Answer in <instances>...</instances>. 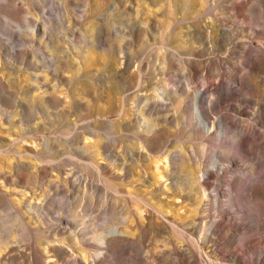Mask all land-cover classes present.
I'll use <instances>...</instances> for the list:
<instances>
[{"label": "rangeland", "instance_id": "1", "mask_svg": "<svg viewBox=\"0 0 264 264\" xmlns=\"http://www.w3.org/2000/svg\"><path fill=\"white\" fill-rule=\"evenodd\" d=\"M234 1H245L240 16ZM206 23L226 33L199 35ZM0 50V264H48L52 243L73 254L54 264H264V70L253 64L264 52L263 0H0ZM32 72L46 74L50 102ZM153 89L169 92V107L143 111L161 128L159 145L204 150L201 168L216 158L232 165L210 179L220 216L215 201L199 205L219 223L208 244L202 221V230L188 225L199 202L183 185L187 163L156 166L130 155ZM198 91L203 108L212 102L210 121L224 118L228 150L219 129L199 133ZM251 123L262 135L239 139ZM90 144L99 155L86 151ZM134 209L150 213L151 223L135 228L133 243L105 251L95 235ZM164 216L185 241L167 239Z\"/></svg>", "mask_w": 264, "mask_h": 264}, {"label": "bare ground", "instance_id": "2", "mask_svg": "<svg viewBox=\"0 0 264 264\" xmlns=\"http://www.w3.org/2000/svg\"><path fill=\"white\" fill-rule=\"evenodd\" d=\"M244 7H245V1H242L240 3L234 1L231 5V9H232L234 15H237V16H240V13L243 11ZM29 22L31 24V28L35 29V33L32 29V33L30 34V37L36 39L35 37L38 35L36 25L32 21H29ZM204 27H205V30L204 29L198 30L197 33L201 36H207L209 39H211L210 35L213 33H218V37H220V36L223 37L224 34L226 33L223 29H221V28L219 29V28H217V26H214V25H208L207 23H206V26H204ZM84 43L87 44L86 41ZM58 49L60 50V48H58ZM0 56L3 57L1 52H0ZM49 57L54 59L56 62H57V60L63 59L61 57L52 56L50 54H49ZM253 64L258 71L264 70V52L263 51L257 52V55L253 57ZM50 73L52 74L51 71H50ZM43 75L40 72L30 73V77L33 78L34 80L42 79V78L44 79L45 84H43L42 86H46L47 89H45L43 91L44 95L41 96V100H42V102H50L52 97L55 95L52 92H51V94H49V92H48L49 87L47 86L48 79L46 77V74L44 76ZM140 86H141V83L139 82V84H138L139 90L138 91L141 90ZM168 93L169 92H166L165 90L158 91V90L153 89V94L146 98V102H145L143 108H141L139 110V114L141 115V117H143V111H145V110L149 114H152L153 111L158 110L159 106L160 107H166V108L169 107L170 102H168L169 101V98H168L169 94ZM202 99H203V93L202 92L198 91V92L194 93L193 101H194V106H195L196 118L201 123V125L199 127V133L205 134L206 136L215 135V131L217 129H219L220 133H221L220 140L226 146L225 147L226 150H228L229 145L225 141L226 139L224 137L225 133L227 132V127L224 124V122H225L224 118L220 117L218 119L210 121L212 119L209 115V109H210V105L212 102L209 99L210 100L209 104L207 103L208 104L207 107L203 108ZM44 104H46V103H44ZM214 118H216V117H214ZM142 119H143V121H142L141 128H142V134L143 135L141 137L136 138V143H135L136 151L130 152V155L138 157V158L147 157L148 159H152V163L155 164L156 166L160 162V160L162 161V163H166V161H171L172 163H174L175 161H178V160H182L183 162L187 163V170L185 171V180H184L185 182L183 183V185H185V188H188V189L195 188L197 190L196 196L198 197V202H199V204L196 205L194 208V211H193L194 213L192 216L193 220L190 223H188V225H192V227L194 229L202 230L201 222H200V221H202L204 223V224L202 223V225H204V228H203L204 235H203V238L201 239V243L208 244L210 242H213V236L216 234V231H217L216 229H218L219 223L215 220L207 221L205 216L200 215L201 209H200L199 205L203 201H208V200L215 201L217 204V208L215 207L214 211H216L215 213H217L218 216H220L219 199H218L217 195L215 194V191H212V192L209 191V188L211 186H212V189L216 188L215 186H213L210 183V179L213 178L214 176L215 177H221L222 174L231 170L232 165L220 163V160L218 158H216L211 166L201 168L200 165H198L199 162H197V161H198V159H200L199 158L200 154L201 155L204 154V150H202L198 153L197 152L198 150L192 149V147L191 148L190 147L189 148L181 147V149L173 151V150L169 149L168 147H164L163 145L161 146V144L159 145V136H160V131H161L159 124L153 123L152 120H150L148 117H143ZM248 126L250 127L249 130H245L242 127L241 131H239V133L236 134L239 139H242V140L243 139H250L251 132H253L255 135H257V134L262 135V132H259L258 127H257L258 125L256 123H251ZM252 141H253V139H252ZM249 142H251V141H249ZM250 144L252 145V143H250ZM247 145H249V144H247ZM202 146L204 149V145H202ZM251 148H253V146H250V149ZM144 150L146 152H144ZM86 151L89 153L92 152V153H96L97 155H99V153H98L99 152V146H97L95 144H90V146L88 148H86ZM191 164H196L195 171L191 167ZM200 164H201V162H200ZM95 166H96V164H95ZM101 167H103V166L100 164H97L96 169H98V171L102 174V168ZM164 173L166 174L167 170H165ZM154 174L157 177V179H160L162 177L161 174L156 173V171L154 172ZM158 182H159V180H158ZM246 187H249V185H247ZM251 188H252L253 192L256 194H259L262 191V187L259 186V184H257L256 182L253 186H251ZM206 190H208V191H206ZM125 193H126V195L131 196L130 192H125ZM207 194H209L211 196L210 199H207L208 198ZM21 198H22L21 201H23L24 203H28L29 205L37 207V206H35V204L33 205L32 202L29 201L28 198L25 197V195L22 194ZM162 210L160 213L163 214ZM164 212H165V214H167L168 210L165 209ZM212 217H214V216H212ZM152 219H153V216L150 213H148L146 210L134 209L133 212H129L127 214H124L122 216V221L120 223H116V224L108 223L109 221L107 223H105V225L110 224L109 228L102 230L99 235L96 234L95 238L97 241H99L101 243V245L104 246L103 249H105V251L109 249L110 252H112V251H115L116 249H118L120 246H123L124 244L133 243L134 239H135V235H136L134 232L135 228L140 227L143 220H147V221H149V223H151ZM175 223H176V221L174 220V218L164 216V220L161 223L162 233L167 236L168 240H171V241L172 240L173 241L182 240V242H183V240L185 241V239L177 231ZM75 243H77L76 239H75ZM188 248H189V246H188ZM101 249L102 248H99V249L97 248L96 251L101 250ZM45 251H46V253H45L44 258H45V260L47 259L46 263H48V264H54L56 257L69 256V257H66V259L67 258L69 259L73 256V254L71 253L70 246L63 244V243H58V245H55L52 243L51 245H49L47 247V249H45ZM61 252L63 254H61ZM96 256L97 257L101 256V258H100L101 261L106 257L104 252L102 255H101V253H96ZM192 257L196 259V253L195 252H194ZM74 258L76 261L77 258L76 257H74ZM83 259H85L84 256H83Z\"/></svg>", "mask_w": 264, "mask_h": 264}]
</instances>
